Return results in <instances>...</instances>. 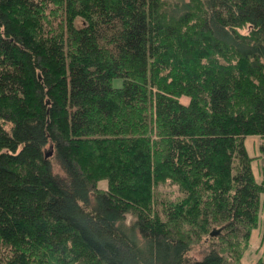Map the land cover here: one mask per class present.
<instances>
[{
	"label": "trees",
	"instance_id": "obj_1",
	"mask_svg": "<svg viewBox=\"0 0 264 264\" xmlns=\"http://www.w3.org/2000/svg\"><path fill=\"white\" fill-rule=\"evenodd\" d=\"M247 135L264 0H0V264H236L179 230L247 241Z\"/></svg>",
	"mask_w": 264,
	"mask_h": 264
},
{
	"label": "rangeland",
	"instance_id": "obj_2",
	"mask_svg": "<svg viewBox=\"0 0 264 264\" xmlns=\"http://www.w3.org/2000/svg\"><path fill=\"white\" fill-rule=\"evenodd\" d=\"M120 83L121 80L119 78L111 80L112 86L117 87ZM181 99L185 101L186 97L183 96ZM263 141L264 138H261L259 135H247L243 139V146L247 156L250 158V169L255 182H260L262 178V154L259 146ZM103 182L104 181L101 182V187L105 184ZM169 184L168 182L158 184V187L153 190V207L161 208L163 203L167 202V199L169 201L175 200L174 197L177 196V191L174 186ZM257 213L256 223L249 230L247 241L236 244V247H230L229 243L223 242L218 237L210 239L206 238V235L203 233L194 234L192 231L196 228L190 222L192 219L186 217L187 215L185 213V219H183L185 221L180 223L181 229L179 231L184 233V238L191 244L188 254L192 257L200 258L207 248L212 246L221 253L227 262H229V260L233 262L234 257H236V264H264V193L259 195ZM132 219L133 217L127 215L125 222L129 224ZM187 221H189L190 224ZM213 230L216 232L220 231V229L216 227L212 228L210 231L212 232ZM233 248L235 249V253L232 251Z\"/></svg>",
	"mask_w": 264,
	"mask_h": 264
},
{
	"label": "water",
	"instance_id": "obj_3",
	"mask_svg": "<svg viewBox=\"0 0 264 264\" xmlns=\"http://www.w3.org/2000/svg\"><path fill=\"white\" fill-rule=\"evenodd\" d=\"M48 154H49L48 152L45 153V156L48 155ZM215 233H216V231L213 230V231L211 232V235H213V234H215Z\"/></svg>",
	"mask_w": 264,
	"mask_h": 264
}]
</instances>
